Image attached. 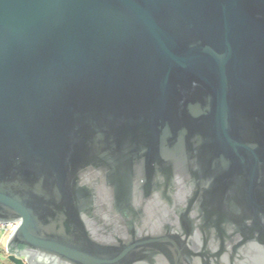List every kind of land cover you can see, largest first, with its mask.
I'll list each match as a JSON object with an SVG mask.
<instances>
[{"label": "water", "instance_id": "95a60500", "mask_svg": "<svg viewBox=\"0 0 264 264\" xmlns=\"http://www.w3.org/2000/svg\"><path fill=\"white\" fill-rule=\"evenodd\" d=\"M12 264H264V0H0Z\"/></svg>", "mask_w": 264, "mask_h": 264}, {"label": "rangeland", "instance_id": "374dc122", "mask_svg": "<svg viewBox=\"0 0 264 264\" xmlns=\"http://www.w3.org/2000/svg\"><path fill=\"white\" fill-rule=\"evenodd\" d=\"M7 239L8 235L0 229V264H12L5 253Z\"/></svg>", "mask_w": 264, "mask_h": 264}, {"label": "built area", "instance_id": "2783aa9c", "mask_svg": "<svg viewBox=\"0 0 264 264\" xmlns=\"http://www.w3.org/2000/svg\"><path fill=\"white\" fill-rule=\"evenodd\" d=\"M18 224H8V225H0V229L4 231L8 237L13 234L15 229L17 228Z\"/></svg>", "mask_w": 264, "mask_h": 264}]
</instances>
